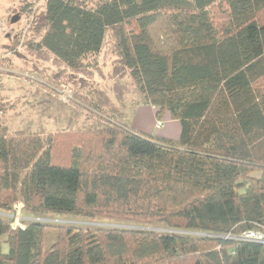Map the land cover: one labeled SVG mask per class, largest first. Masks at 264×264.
<instances>
[{"label":"trees","instance_id":"obj_1","mask_svg":"<svg viewBox=\"0 0 264 264\" xmlns=\"http://www.w3.org/2000/svg\"><path fill=\"white\" fill-rule=\"evenodd\" d=\"M45 19L41 46L75 69L116 28L145 101L182 134L105 115L61 157L57 136L0 132V264H264V242L241 238L264 233V0H47ZM18 203L130 226L58 224L45 250L47 224L15 226Z\"/></svg>","mask_w":264,"mask_h":264},{"label":"rangeland","instance_id":"obj_2","mask_svg":"<svg viewBox=\"0 0 264 264\" xmlns=\"http://www.w3.org/2000/svg\"><path fill=\"white\" fill-rule=\"evenodd\" d=\"M75 1L95 8L105 0ZM46 5L47 0H0V132L57 136L61 140L59 155L65 157L69 134L111 125L106 116L124 123L129 104L143 102L144 94L121 57L116 28L108 30L100 54L88 57L78 69L68 67L42 47L40 43L47 30ZM219 10L217 20L221 21L222 9ZM15 16L18 20L12 22ZM133 114L134 111L130 115ZM13 213L20 222L23 219L47 224L45 250L54 244L58 224L130 226L105 218L31 212L19 203L13 207ZM155 228L170 231L164 223ZM5 238L2 237V249L7 252Z\"/></svg>","mask_w":264,"mask_h":264},{"label":"crops","instance_id":"obj_3","mask_svg":"<svg viewBox=\"0 0 264 264\" xmlns=\"http://www.w3.org/2000/svg\"><path fill=\"white\" fill-rule=\"evenodd\" d=\"M129 104V112L125 111L123 122L138 133L149 135L158 139L178 141L182 134V124L179 120L173 119L166 111L162 120L164 124L161 128L156 126L157 109L145 99L143 102L133 106ZM134 111L133 116L130 114ZM131 117H130V116Z\"/></svg>","mask_w":264,"mask_h":264},{"label":"built area","instance_id":"obj_4","mask_svg":"<svg viewBox=\"0 0 264 264\" xmlns=\"http://www.w3.org/2000/svg\"><path fill=\"white\" fill-rule=\"evenodd\" d=\"M163 124H164V122H162L160 119L156 120V126L158 128H161L163 126ZM15 224L21 225L20 224V218H17ZM241 238L245 239V240H255V241L264 242V233L258 232V231H248V232H245Z\"/></svg>","mask_w":264,"mask_h":264},{"label":"water","instance_id":"obj_5","mask_svg":"<svg viewBox=\"0 0 264 264\" xmlns=\"http://www.w3.org/2000/svg\"><path fill=\"white\" fill-rule=\"evenodd\" d=\"M18 20V16L13 17L12 22H16Z\"/></svg>","mask_w":264,"mask_h":264}]
</instances>
